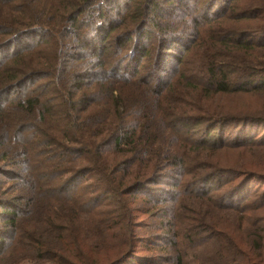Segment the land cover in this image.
Wrapping results in <instances>:
<instances>
[{
    "label": "trees",
    "instance_id": "obj_1",
    "mask_svg": "<svg viewBox=\"0 0 264 264\" xmlns=\"http://www.w3.org/2000/svg\"><path fill=\"white\" fill-rule=\"evenodd\" d=\"M261 181L264 0H0V264H264Z\"/></svg>",
    "mask_w": 264,
    "mask_h": 264
},
{
    "label": "rangeland",
    "instance_id": "obj_2",
    "mask_svg": "<svg viewBox=\"0 0 264 264\" xmlns=\"http://www.w3.org/2000/svg\"><path fill=\"white\" fill-rule=\"evenodd\" d=\"M261 128H262V127H260V129H261ZM228 135H229V134H228ZM260 183H264V182L261 181Z\"/></svg>",
    "mask_w": 264,
    "mask_h": 264
}]
</instances>
